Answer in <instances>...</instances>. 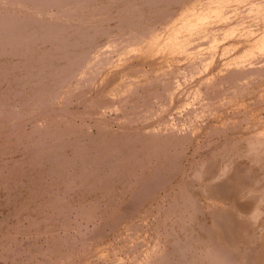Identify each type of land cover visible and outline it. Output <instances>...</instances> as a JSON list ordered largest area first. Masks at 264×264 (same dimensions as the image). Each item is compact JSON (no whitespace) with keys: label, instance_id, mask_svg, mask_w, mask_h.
I'll use <instances>...</instances> for the list:
<instances>
[{"label":"bare ground","instance_id":"bare-ground-1","mask_svg":"<svg viewBox=\"0 0 264 264\" xmlns=\"http://www.w3.org/2000/svg\"><path fill=\"white\" fill-rule=\"evenodd\" d=\"M0 264H264V0H0Z\"/></svg>","mask_w":264,"mask_h":264},{"label":"rangeland","instance_id":"rangeland-1","mask_svg":"<svg viewBox=\"0 0 264 264\" xmlns=\"http://www.w3.org/2000/svg\"><path fill=\"white\" fill-rule=\"evenodd\" d=\"M23 10H24V9H21V12H22ZM217 53H218V54H217ZM217 53H216L217 55L215 56V60H214V62H213V66H212L213 69H215L216 65L218 64V62L220 61V58H221L220 55H219L220 52H217ZM216 60H217V61H216ZM212 68H211V69H212ZM213 69H212V70H213ZM208 71H209V70H208ZM168 97H169V96L167 95V97H166V101H169V100L171 99L170 97H169V98H168ZM168 99H169V100H168Z\"/></svg>","mask_w":264,"mask_h":264}]
</instances>
